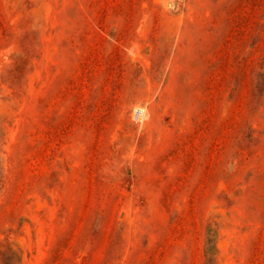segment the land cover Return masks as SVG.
I'll use <instances>...</instances> for the list:
<instances>
[{"label": "rangeland", "instance_id": "rangeland-1", "mask_svg": "<svg viewBox=\"0 0 264 264\" xmlns=\"http://www.w3.org/2000/svg\"><path fill=\"white\" fill-rule=\"evenodd\" d=\"M0 264H264V0H0Z\"/></svg>", "mask_w": 264, "mask_h": 264}]
</instances>
